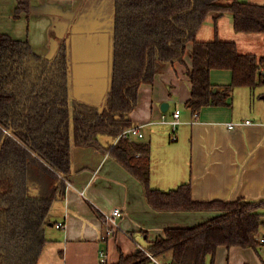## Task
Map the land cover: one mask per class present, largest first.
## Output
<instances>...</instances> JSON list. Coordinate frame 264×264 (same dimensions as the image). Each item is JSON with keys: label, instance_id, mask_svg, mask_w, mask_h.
<instances>
[{"label": "trees", "instance_id": "trees-1", "mask_svg": "<svg viewBox=\"0 0 264 264\" xmlns=\"http://www.w3.org/2000/svg\"><path fill=\"white\" fill-rule=\"evenodd\" d=\"M29 7V0H16L14 16ZM214 11L215 20L228 11L235 31L262 33L264 42V3L114 0L110 86L101 110L71 96L65 41L48 58L36 55L26 41L0 32V264H37L48 241L45 228L51 223L53 202L64 197L72 174V145L107 152L141 182L155 211L216 212L194 226L166 228L145 248L155 257L169 252L171 264H208V259L212 264L219 245L251 247L259 253L264 198L195 200L189 181L168 190L152 187L148 143L121 137L103 147L99 141L104 134L116 139L131 125L128 116L139 86L151 84L164 64L182 61L188 43L190 97L185 107L192 113L227 104L235 87L264 84V52L260 57L241 53L234 41L216 34L210 40L197 39ZM212 69L230 70L231 82L211 83ZM113 264L153 263L139 248L120 254Z\"/></svg>", "mask_w": 264, "mask_h": 264}, {"label": "crops", "instance_id": "crops-1", "mask_svg": "<svg viewBox=\"0 0 264 264\" xmlns=\"http://www.w3.org/2000/svg\"><path fill=\"white\" fill-rule=\"evenodd\" d=\"M29 2L27 13L14 16L16 0H0V32L26 41L41 57L49 52L52 40H67L71 96L104 106L110 86L114 0ZM253 2L263 4L264 0ZM204 23L201 28L207 32L200 35V28L197 39L210 40L216 34L219 39L234 41L241 53L263 54V34L235 31L232 16L222 14ZM191 46L188 43L182 61L164 64L151 84L139 86L137 103L128 116L129 126L143 125L144 136L132 140L149 144L150 185L168 190L189 181L192 198L200 201L262 199L264 84L235 87L227 104L204 106L194 116L185 107L190 97L187 69L191 67ZM210 81L228 84L231 71L212 69ZM163 103L167 104L165 111L161 110ZM175 109L181 110V122L173 134H165L164 128L170 125L160 118H171ZM245 120L250 123L234 129L226 125ZM104 135L99 141L107 147L113 138ZM71 166L64 197L53 202L51 223L45 228L48 241L37 264H102L100 250L105 251L106 263L113 264L120 254L145 249L168 227L194 226L216 215L214 211L153 210L141 182L107 152L94 147L72 145ZM116 207L122 214L112 225L113 232L103 239L107 224L95 210L105 216ZM58 222L62 227L55 226ZM260 237H264V227L258 241ZM261 244L259 253L251 247L219 245L212 264H264Z\"/></svg>", "mask_w": 264, "mask_h": 264}, {"label": "built area", "instance_id": "built-area-1", "mask_svg": "<svg viewBox=\"0 0 264 264\" xmlns=\"http://www.w3.org/2000/svg\"><path fill=\"white\" fill-rule=\"evenodd\" d=\"M180 114H181V110L180 109H175L172 112L171 118L167 119L166 117H164L163 115L160 118V122L164 123V124H168L171 126L172 132H174L176 130V127L178 126V124L181 122L180 121ZM197 113H194V116H196ZM244 123H250V120H245L243 122H238V123H233V122H229L227 123V127L230 129H234L236 126L244 124ZM143 125L139 124V125H132V126H128L126 128H124L120 134L117 136V138L115 139L114 142H117V140L119 138H127L129 140H132L134 138H142L144 136L143 131H142ZM173 137V135H172ZM69 184V182H67V185ZM122 214L120 208L116 207L114 208L110 214H106L104 216V220L107 224V227L104 231V235L102 236L103 239H107V237L113 232V227L112 225L116 224V219ZM57 228L62 226V223L58 222L55 225ZM259 241L261 243H264V237H260ZM142 250L144 251V253L148 256V258L152 261L153 264H171V263H162L161 261H159L153 254H151L150 252H148L147 250H145L144 248H142ZM105 251L104 250H100L99 251V257H100V263L104 264L106 263L105 260Z\"/></svg>", "mask_w": 264, "mask_h": 264}, {"label": "rangeland", "instance_id": "rangeland-1", "mask_svg": "<svg viewBox=\"0 0 264 264\" xmlns=\"http://www.w3.org/2000/svg\"><path fill=\"white\" fill-rule=\"evenodd\" d=\"M231 0H218V2L219 3H229ZM241 1H250V2H253V1H256V0H241ZM216 12L214 11V12H211V13H209L208 14V17H207V19H206V21H205V23L206 22H209V21H215V19H214V16H216ZM224 14V16H231V14L228 12V11H226V12H224L223 13ZM204 23V24H205ZM215 24V23H214ZM204 30H205V32H207V28H204L203 29V27L201 28V31H199L200 32V35H202V33H204ZM261 87H264V85H262ZM165 129V134H167V133H169V132H171L172 134H173V132H172V129H171V127L169 126V128H164ZM163 129V130H164ZM103 136V135H102ZM109 135H104V137H108ZM109 138V137H108ZM114 141H115V139H113L112 140V142L114 143ZM111 142V143H112ZM156 258L159 260V261H162L163 263H165V262H167V261H169V259H170V253L169 252H166L165 254H158L157 256H156Z\"/></svg>", "mask_w": 264, "mask_h": 264}, {"label": "water", "instance_id": "water-1", "mask_svg": "<svg viewBox=\"0 0 264 264\" xmlns=\"http://www.w3.org/2000/svg\"><path fill=\"white\" fill-rule=\"evenodd\" d=\"M65 42H66V44H68L67 40ZM57 47H58V42L56 40H52L51 43H50L49 52L46 54V57L51 58L54 55ZM166 105H167L166 103H163L161 105V110L165 111L166 110ZM102 108H103V105L99 109L101 110ZM7 133H10V131H7L6 134Z\"/></svg>", "mask_w": 264, "mask_h": 264}]
</instances>
